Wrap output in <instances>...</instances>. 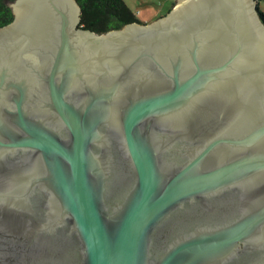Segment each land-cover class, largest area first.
I'll use <instances>...</instances> for the list:
<instances>
[{
    "label": "water",
    "instance_id": "water-1",
    "mask_svg": "<svg viewBox=\"0 0 264 264\" xmlns=\"http://www.w3.org/2000/svg\"><path fill=\"white\" fill-rule=\"evenodd\" d=\"M0 26V264H264L258 0L98 33L78 0Z\"/></svg>",
    "mask_w": 264,
    "mask_h": 264
},
{
    "label": "trees",
    "instance_id": "trees-1",
    "mask_svg": "<svg viewBox=\"0 0 264 264\" xmlns=\"http://www.w3.org/2000/svg\"><path fill=\"white\" fill-rule=\"evenodd\" d=\"M15 0H0V26L10 23L14 13L10 4ZM82 7L81 25L98 33L119 29L132 22H142L125 0H78ZM259 2V0H258ZM260 13L264 21V11Z\"/></svg>",
    "mask_w": 264,
    "mask_h": 264
},
{
    "label": "rangeland",
    "instance_id": "rangeland-1",
    "mask_svg": "<svg viewBox=\"0 0 264 264\" xmlns=\"http://www.w3.org/2000/svg\"><path fill=\"white\" fill-rule=\"evenodd\" d=\"M142 22H151L165 15L179 0H125ZM258 5L264 11V0Z\"/></svg>",
    "mask_w": 264,
    "mask_h": 264
}]
</instances>
